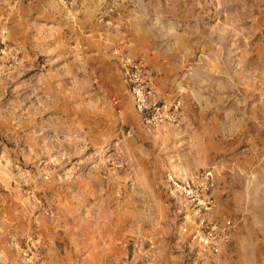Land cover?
Segmentation results:
<instances>
[{"label": "rangeland", "instance_id": "obj_1", "mask_svg": "<svg viewBox=\"0 0 264 264\" xmlns=\"http://www.w3.org/2000/svg\"><path fill=\"white\" fill-rule=\"evenodd\" d=\"M135 9L106 68L0 19V264H264V0Z\"/></svg>", "mask_w": 264, "mask_h": 264}, {"label": "crops", "instance_id": "obj_2", "mask_svg": "<svg viewBox=\"0 0 264 264\" xmlns=\"http://www.w3.org/2000/svg\"><path fill=\"white\" fill-rule=\"evenodd\" d=\"M139 1L8 0L10 9L6 12L0 6V19L5 20L9 36L14 25L25 27L27 22L34 21L43 22L45 26L54 24L60 31L59 43L70 44L73 48L71 55L83 56L92 67L106 68L115 58L109 56V50L112 48L115 53L122 52L119 50V43L123 41L122 33L116 28L127 25L128 20L132 22L136 19V15L132 13L138 7ZM105 26L115 29V35L111 38L115 40L107 41L103 30ZM20 43L24 44L22 40ZM261 55L264 62V51Z\"/></svg>", "mask_w": 264, "mask_h": 264}]
</instances>
